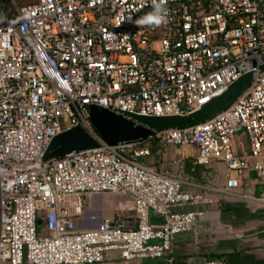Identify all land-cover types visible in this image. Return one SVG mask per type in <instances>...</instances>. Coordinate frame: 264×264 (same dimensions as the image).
Listing matches in <instances>:
<instances>
[{
  "label": "built area",
  "instance_id": "1",
  "mask_svg": "<svg viewBox=\"0 0 264 264\" xmlns=\"http://www.w3.org/2000/svg\"><path fill=\"white\" fill-rule=\"evenodd\" d=\"M10 1L11 13L0 6V264H98L109 250L174 264L173 236L202 214L182 207L210 200L137 161L153 140L193 145L195 163L221 162L224 184L210 193L239 196L248 171L264 193V0H168V22L144 28L115 27L151 10L131 13L139 0ZM246 72L229 106L186 127L107 144L89 121L88 105L125 118L185 114ZM76 125L98 145L43 159L50 139ZM239 132L247 150L236 153ZM104 194L125 200L78 228L95 220L84 199Z\"/></svg>",
  "mask_w": 264,
  "mask_h": 264
},
{
  "label": "crops",
  "instance_id": "2",
  "mask_svg": "<svg viewBox=\"0 0 264 264\" xmlns=\"http://www.w3.org/2000/svg\"><path fill=\"white\" fill-rule=\"evenodd\" d=\"M233 150L240 153L247 150V142L242 132L236 133L233 139ZM196 154L193 145H168L161 144L153 140L149 143V153L145 156L137 157V161L147 167L165 172L168 175L177 177L181 182V189L191 193H201L209 202L190 204L182 207L181 210H201L202 214L197 219L194 226L186 231L173 236L171 240V250L174 264H204L209 262L206 256L210 253H220L228 251L230 248L222 249L223 246L217 247V241L222 239L238 238L235 248H244L253 253L256 258L264 257V237L256 236V228L264 225V219L246 220L239 225H231L228 220L221 219V213L234 209L246 208L241 202H219L223 196L218 193H210L207 188H221L225 181V169L221 162L210 161L208 163H195ZM141 158V159H139ZM252 171L245 172L242 177L241 186L236 190L240 192L242 186H247L248 193H263V185L255 178ZM248 184V185H247ZM260 190H256V186ZM235 190V191H236ZM237 192V191H236ZM93 196L90 200L84 199L85 214L95 208V220L76 221L78 228L93 227L102 217L113 215L114 209L118 203L125 200V196ZM227 197V196H224ZM250 197V196H249ZM252 198V197H250ZM120 199V201H119ZM258 200L257 198H255ZM250 210V209H249ZM255 224L253 231L244 234L242 238L241 231L248 224ZM247 239V240H246ZM226 247V246H225ZM98 264H164L158 258H145L142 260L133 259L122 261L116 250H109L104 253L103 260Z\"/></svg>",
  "mask_w": 264,
  "mask_h": 264
},
{
  "label": "water",
  "instance_id": "3",
  "mask_svg": "<svg viewBox=\"0 0 264 264\" xmlns=\"http://www.w3.org/2000/svg\"><path fill=\"white\" fill-rule=\"evenodd\" d=\"M250 78V72L241 74L220 94L185 114L158 116L129 114L130 118H125L105 108L88 105L89 121L99 138L107 144L133 142L147 137L152 130L186 127L209 119L229 106L245 90ZM97 145L98 142L93 136L80 125H76L52 137L44 149L42 158L63 155L72 150L90 149ZM251 174L255 173L252 171Z\"/></svg>",
  "mask_w": 264,
  "mask_h": 264
},
{
  "label": "trees",
  "instance_id": "4",
  "mask_svg": "<svg viewBox=\"0 0 264 264\" xmlns=\"http://www.w3.org/2000/svg\"><path fill=\"white\" fill-rule=\"evenodd\" d=\"M221 219L223 221L228 220L231 225H239L251 219H264V208H258L252 211L247 208H234L221 213ZM159 221L160 219L155 216L150 217L152 224H158ZM256 236L260 238L264 237V225L256 228ZM237 241L238 238L235 237L218 240L217 247L223 246L222 249L230 248V250L214 254L210 253L206 256V260L219 262V264H264V257L256 258L253 253L244 248L236 249L235 243Z\"/></svg>",
  "mask_w": 264,
  "mask_h": 264
},
{
  "label": "clouds",
  "instance_id": "5",
  "mask_svg": "<svg viewBox=\"0 0 264 264\" xmlns=\"http://www.w3.org/2000/svg\"><path fill=\"white\" fill-rule=\"evenodd\" d=\"M168 0H139V7L129 9L131 13L140 12L144 7L149 6L151 10L143 13L138 18H133V15L127 17L120 16L115 27H120L122 23H130L137 28L144 27H160L166 24L167 21V5Z\"/></svg>",
  "mask_w": 264,
  "mask_h": 264
},
{
  "label": "rangeland",
  "instance_id": "6",
  "mask_svg": "<svg viewBox=\"0 0 264 264\" xmlns=\"http://www.w3.org/2000/svg\"><path fill=\"white\" fill-rule=\"evenodd\" d=\"M31 0H13L12 3L15 4L16 7H19L21 5H24L26 3H28ZM11 1L10 0H0V6L2 7V10L4 11V13H11L12 12V7H11ZM141 159V158H139ZM248 185V184H247ZM242 190L240 192L237 191V193L239 194V196H227V197H222L221 199H219V202L222 203L224 201H228V202H241L240 205L243 207L245 206L247 209H250L251 211L254 209H258V208H264V193H256V194H251L248 193L247 190V186L245 187L244 185L241 187ZM256 190L259 191L260 190V186H256ZM108 195V196H113L111 194H104ZM245 195V196H244ZM252 198H250V197ZM114 198L118 199L117 197L113 196ZM255 198H257L258 200H256ZM120 201V199H119ZM114 212V211H113ZM256 227L255 224H248L246 225L245 229H243L241 231V233H243L241 235L242 238H246L247 236H244V234L246 233V235H248L247 233L250 231H253V229ZM247 240V239H246Z\"/></svg>",
  "mask_w": 264,
  "mask_h": 264
}]
</instances>
